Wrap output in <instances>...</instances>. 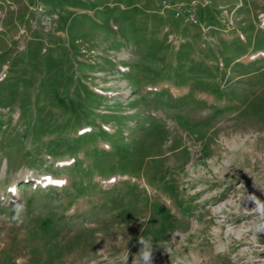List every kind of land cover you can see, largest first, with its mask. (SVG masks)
I'll return each instance as SVG.
<instances>
[{
    "label": "rangeland",
    "instance_id": "1",
    "mask_svg": "<svg viewBox=\"0 0 264 264\" xmlns=\"http://www.w3.org/2000/svg\"><path fill=\"white\" fill-rule=\"evenodd\" d=\"M263 223L264 0H0V264H264Z\"/></svg>",
    "mask_w": 264,
    "mask_h": 264
},
{
    "label": "clouds",
    "instance_id": "2",
    "mask_svg": "<svg viewBox=\"0 0 264 264\" xmlns=\"http://www.w3.org/2000/svg\"><path fill=\"white\" fill-rule=\"evenodd\" d=\"M139 243L142 245V247L139 249L136 257L134 258L133 264H152L153 262L152 244L149 241H146L142 238L140 239Z\"/></svg>",
    "mask_w": 264,
    "mask_h": 264
},
{
    "label": "trees",
    "instance_id": "3",
    "mask_svg": "<svg viewBox=\"0 0 264 264\" xmlns=\"http://www.w3.org/2000/svg\"><path fill=\"white\" fill-rule=\"evenodd\" d=\"M258 240L264 244V223H263V227L258 235Z\"/></svg>",
    "mask_w": 264,
    "mask_h": 264
},
{
    "label": "built area",
    "instance_id": "4",
    "mask_svg": "<svg viewBox=\"0 0 264 264\" xmlns=\"http://www.w3.org/2000/svg\"><path fill=\"white\" fill-rule=\"evenodd\" d=\"M189 15H190V14H189ZM186 21H190V22H192V21H195V19H194V20H189V18H188Z\"/></svg>",
    "mask_w": 264,
    "mask_h": 264
}]
</instances>
